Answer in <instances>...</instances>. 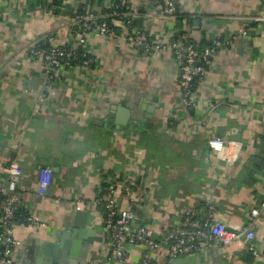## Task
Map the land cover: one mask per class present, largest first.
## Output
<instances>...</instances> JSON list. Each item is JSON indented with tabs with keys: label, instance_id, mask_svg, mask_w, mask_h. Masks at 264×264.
Returning <instances> with one entry per match:
<instances>
[{
	"label": "crops",
	"instance_id": "obj_1",
	"mask_svg": "<svg viewBox=\"0 0 264 264\" xmlns=\"http://www.w3.org/2000/svg\"><path fill=\"white\" fill-rule=\"evenodd\" d=\"M118 1L141 8L142 25L161 47L138 49L122 35H94L85 45L93 65H60L48 81L43 61L29 49L42 42L80 45L73 21L84 0H0V184L8 183L7 167L17 161L20 205L45 220L16 223L15 264L93 258L113 264L95 203L109 179L124 183L121 206L139 211L140 222L159 237L203 226L207 198L215 204L213 221L256 234V251L239 237L204 246L182 264H264V20L257 19L264 0H94L91 7L101 11ZM170 1L192 16L181 28ZM181 30L196 41L225 42L206 63L191 106L183 102L169 46ZM118 104L132 105L137 118L116 122ZM215 135L239 145L233 164L211 149ZM46 167L54 183L41 194L38 174ZM79 209L87 212L84 228L91 234H81ZM126 250L128 264H137L149 248L128 243ZM153 254L164 262L167 244Z\"/></svg>",
	"mask_w": 264,
	"mask_h": 264
},
{
	"label": "built area",
	"instance_id": "obj_2",
	"mask_svg": "<svg viewBox=\"0 0 264 264\" xmlns=\"http://www.w3.org/2000/svg\"><path fill=\"white\" fill-rule=\"evenodd\" d=\"M92 2L93 0H84L85 10L80 14H76L73 21L74 26L79 29L78 41L84 45L85 51H87L85 45L88 39L94 35L106 37L122 35L138 49L161 47L160 44H154L149 40V34L145 27L131 30V27L129 28L130 19H128V22L120 23L123 32L117 34L105 20H99L100 14L96 13L91 7ZM124 4L128 8L126 15L132 18L140 15L138 6L129 2ZM168 9L170 12H175L176 6L173 1L169 2ZM257 19L264 20V12ZM224 44V40L216 39L212 45L203 50H198L193 43L183 45L174 41L170 43L169 46L174 51V57L180 67L182 97L186 106L193 104L194 88H192V85L195 76L205 75L206 63ZM29 50L32 56L43 61V70L48 81L53 80L55 76L52 69H55L58 65L60 66L59 57H68L73 54L70 50L55 44L47 51L35 47ZM89 64V60L84 62L85 66H89ZM40 98L43 99V95ZM209 145L229 165L235 162L240 148L233 141H228L219 135L212 136L209 139ZM18 170L19 164L17 161L9 163L7 167L8 183L0 184V192L7 195L5 201L0 204V264H15L13 252L16 246L20 244V241L14 235L16 209L20 206L22 200L17 191ZM53 183V170L49 167L42 168L38 174L39 192L45 194ZM107 184V187L103 189V195L95 198V203L97 207L102 208L104 226L113 244V264H128L126 250L128 243H143L149 248V251L142 255L137 264H158L156 255L153 253L163 244H167V254L170 259L195 253L204 246L207 247L214 243H230L239 237H244L248 241L249 247L256 251V246L252 242L256 235L254 230H234L221 220L213 221L215 204L211 198H207L205 201L208 218L203 226L172 228L162 237H159L156 229L140 222L141 214L139 211L134 207L123 208L121 206L119 196L121 190L124 189V183H120L116 179H109ZM131 202L138 203L137 197H134ZM260 207H264V201ZM254 213H259V209H254ZM25 219L34 226L45 225V220L39 214H30ZM134 224L137 225L134 226ZM89 264H102V262L99 258H93Z\"/></svg>",
	"mask_w": 264,
	"mask_h": 264
},
{
	"label": "trees",
	"instance_id": "obj_3",
	"mask_svg": "<svg viewBox=\"0 0 264 264\" xmlns=\"http://www.w3.org/2000/svg\"><path fill=\"white\" fill-rule=\"evenodd\" d=\"M94 2V0H93ZM93 4V3H92ZM92 6V5H91ZM85 10V4H83L79 10L77 11L76 14H80L82 13L83 11ZM140 11V15H141V8L139 9ZM95 11V10H94ZM128 11V8H127V5L124 4V2L122 1H118L117 3H115L114 5L110 6V7H107V8H104L103 10L101 11H95L96 13L100 14V21L102 20H105L108 25L114 30L117 32V34H122L123 32V29L122 27L120 26V23L121 22H128V19L131 20L130 22V26L129 28L131 27V30L133 28H143L144 26L142 25V21H141V16L139 15L138 17L136 18H132L128 15H126ZM175 15L177 16L178 18V26L181 28L182 26V22H183V19L185 18H188L190 20H192V16L188 13H185V12H180L179 10V7L176 8V12H175ZM128 24V23H127ZM75 27V30L77 32H79V29L77 26H74ZM185 35V31L181 30L175 37H174V42H177L178 44H187V43H193L196 48L198 50H203L204 48H206L207 46H210L212 45L213 42H207L205 40H200V41H196L194 40L193 38L191 37H186L184 36ZM149 37V36H148ZM149 40H150V37H149ZM151 41V40H150ZM52 46H54V44H49V43H44L42 42L40 45L36 46L37 49L39 50H43V51H47L49 50ZM68 50H70L73 54L71 56H60L59 59H60V65H82L84 64L85 61L89 60V63L91 65H93V63H91V54L87 51H85V48H84V45L83 44H80V45H77V46H62ZM59 67L56 66V68ZM52 72L55 73V70L52 69ZM202 79V75H196L195 78H194V82H193V85H192V88H196V86L199 84V82L201 81ZM181 90L182 89V85H181ZM183 92V91H182ZM191 106V105H190ZM107 182H104L103 183V186L102 187H107ZM103 188V189H104ZM125 193V191H124ZM99 196H102L103 195V191L98 194ZM7 198V195L5 193H2L0 192V204L5 201V199ZM132 200V199H131ZM31 213L29 212V210L24 207V206H18V208L16 209V218H15V222L18 223V222H27V220L25 219L26 216L30 215ZM173 264L174 263V259H170L169 256H166L165 258V261L164 262H160L158 261V264Z\"/></svg>",
	"mask_w": 264,
	"mask_h": 264
},
{
	"label": "water",
	"instance_id": "obj_4",
	"mask_svg": "<svg viewBox=\"0 0 264 264\" xmlns=\"http://www.w3.org/2000/svg\"><path fill=\"white\" fill-rule=\"evenodd\" d=\"M0 83H1V78H0ZM155 99H157V98H155ZM131 106L132 105H130V104L128 106L127 105H123V104H118V105L114 106L115 107L114 109L118 110V114L117 115L120 116V117L116 118V122H118L120 124H124V123L126 124L130 119L137 118L136 117V113L138 111L137 110L133 111L131 109ZM155 109H156V105H154L152 103L148 107V110L151 113L155 112ZM151 113L149 115H151ZM86 217H87V212L85 210H82V209L77 210L76 216H75V221L76 222H81L80 223V225L82 227L81 234H85L86 231H88V230H85V228H84V224L86 222ZM89 232L90 231H88V233ZM90 234H91V232H90ZM87 240H89V241L92 240L91 235H89ZM247 253H249L248 254L249 258H251L250 255L253 254V253L251 252V254H250V252H248V250H247ZM255 256H256V254H255ZM193 257H194V253H190V254L179 256V257L175 258L174 264H182V263H186V262H193V259H192Z\"/></svg>",
	"mask_w": 264,
	"mask_h": 264
}]
</instances>
